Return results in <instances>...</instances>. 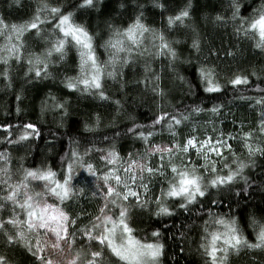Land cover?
<instances>
[{"label": "trees", "instance_id": "16d2710c", "mask_svg": "<svg viewBox=\"0 0 264 264\" xmlns=\"http://www.w3.org/2000/svg\"><path fill=\"white\" fill-rule=\"evenodd\" d=\"M44 2L60 7L61 12H73L74 22L92 36L95 54L101 62L111 55L104 44L114 29L122 30L137 16L149 29L164 33L176 51V58L153 55L155 49L149 33H145L141 50L147 51L144 55L134 53L126 65L118 64L116 78H103L102 88L108 99H101L93 92L70 90L65 86V77L78 73L79 54L73 44L66 45L63 60L52 57L54 63L48 68V76L42 74L37 78L34 71H29V54L41 53L53 36L59 35L53 32L54 20L38 25L39 32L36 29L25 32L21 59L17 61L12 57L7 64L0 61V125H11L10 129L0 127V152L9 156L12 181L21 179L22 170L28 168H51L57 178L62 179L73 151L80 154L85 163H92L99 174L104 172L100 157L113 148L122 162L129 153L133 156L143 153L146 145L136 132L151 131L150 143L169 144L173 136L166 124L153 126L152 121L161 112L184 113L190 118L176 128V141L182 144L188 135L202 138L207 134L217 138L218 133L222 134L223 140L231 145V149L223 151L225 160L233 168L236 167L234 159L244 161V179L209 189L187 210L178 207L182 202L178 198L170 199L167 205L173 209L171 215L155 214L154 199L161 187H167L166 177L156 175L145 179L152 200L147 206H138L134 198L127 202L128 223L134 230L133 235L146 241L158 239L163 244L160 264H207L199 245L204 235L203 222L209 219L211 209L217 214L235 217L241 233L255 243L258 228L253 220L264 223V132L260 131L264 105L256 102L264 99V49L254 47L252 39L237 34L239 21L231 19L233 0H93L90 7H79L82 0H0V18L8 25L29 22ZM235 3L239 6V16L251 19L254 9L264 4V0H235ZM186 7L189 17L183 24L170 28L167 17ZM5 36L6 33L0 35V45L6 43ZM193 39L199 41V50L192 47ZM145 65L151 71L146 73ZM202 67L213 70V79L221 85L219 91L204 90L206 85L199 72ZM154 75L159 76V80H153L152 85L158 83L163 89L162 95L141 83ZM236 75L247 76L249 83L230 84ZM196 107L203 111H193ZM213 107L217 108L215 113L211 111ZM29 123L36 126L38 134L17 140L22 126ZM134 125L137 127L130 132ZM9 131L11 136H8ZM246 132L251 133L248 143L258 149L252 153L244 146L242 135ZM5 137L13 143H8ZM189 158L194 164L203 163L190 152L183 157L184 162L188 163ZM180 159L178 154L175 160L179 163ZM155 163L158 164V160ZM74 167L79 169V166ZM166 172L170 175V170ZM85 176L86 173L80 179H73L75 195L62 206L70 218L76 220L71 232H76L75 239L80 237L77 249H83L86 261L89 250L99 249L85 247L87 240L79 229L99 214L102 202L98 193L93 195L97 183L93 179L89 182ZM213 200L217 203L213 204ZM10 214L9 205L0 209V217ZM20 218L23 219V215ZM8 230L12 231L11 226ZM156 230L159 237L152 236ZM0 255L7 258L8 264H40L22 244L8 245L2 233ZM104 264H118L107 249ZM228 264H264V248H241L229 254Z\"/></svg>", "mask_w": 264, "mask_h": 264}, {"label": "snow or ice", "instance_id": "6c2138e0", "mask_svg": "<svg viewBox=\"0 0 264 264\" xmlns=\"http://www.w3.org/2000/svg\"><path fill=\"white\" fill-rule=\"evenodd\" d=\"M93 0H82L79 7H90ZM163 8V4L157 5ZM190 6V5H189ZM255 15L249 19L239 16V6L233 0V21L238 20L236 27L237 34L252 39L254 47L264 49V4L258 9H254ZM189 17L188 8L181 9L175 15L167 17V24L171 28L179 23L183 24ZM223 21V17H217ZM54 20L53 32L59 35L53 36L49 45L41 53H30L27 63L29 71H34L39 78L42 74L49 75L48 68L54 63L52 57L55 55L60 60L64 59L66 45L73 44L79 54L78 73L74 77H65V86L70 90L83 92H93L101 99H108L102 88L104 77L116 78L118 73L117 65H126L133 58L134 53L144 55L147 49L141 50L145 33H149L151 46L155 49L153 55H167L175 59L176 51L167 40L164 33L158 29H149L137 16L134 22L130 23L122 30L114 29L112 35L105 41L104 47L111 52L107 61L98 60L94 48L93 38L88 31L73 20V12H61L58 6H50L46 2L37 7L36 13L31 21L23 24L8 25L0 18V35L5 36L6 43L0 45V61L7 64L9 59L15 57L17 61L21 59L24 47L22 37L25 32L36 29L40 31L38 25ZM13 38L15 43H13ZM192 47L199 50V41L193 39ZM123 53V56H121ZM151 71L145 65V72ZM201 79L205 82V91L215 92L221 89V85L213 77L211 68L202 67L199 69ZM7 70H5V75ZM159 80V76L147 77L141 83L158 94H163V89L159 84L152 85V81ZM232 85L248 84V77L236 75L229 81ZM264 105V99L256 101ZM119 104V101H115ZM62 107V105H57ZM195 112L203 111L199 107L193 109ZM212 112L217 108L213 107ZM189 115L184 113L170 114L161 112L152 121V125L166 124L167 130L173 136L169 144L150 143L149 137L153 132L139 131L135 134L145 143L143 153L128 154L127 159L120 157L115 148L107 151L100 158L108 165L106 171L97 174V170L92 163H85L83 157L76 151L72 152V159L65 166L62 179L57 178L56 172L51 168H28L22 170V177L18 181H12L10 161L6 152H0V209L5 205L11 207V214L0 217V233L5 236L8 245L22 244L40 261V264H104V250L113 255L118 260V264H160V257L163 254V244L159 240L146 241L138 239L133 235V228L128 223L129 198H134L138 206H147L152 200L148 193L150 191L148 183L145 182V174L148 177L165 176L167 187H161L158 195L155 196L156 215H171L173 209L168 207L167 201L178 198L182 201L178 207L187 210L189 205L198 202V198L204 197L209 189H218L229 185L237 179H244L242 172L246 167L244 161L234 159L233 168L226 162L223 149H231V145L222 139V134L218 133V138L213 140L205 134L203 139L196 135H188L181 144L176 141V128L188 121ZM163 122V124H162ZM5 129H10L11 125H0ZM137 126H133L132 132ZM31 129L32 131H29ZM195 132V128L192 129ZM261 132H264V119L261 120ZM36 132L34 124L22 126L21 134L17 140L27 139ZM12 133L9 131L8 136ZM251 133H243L244 146L252 153L258 149L252 148L248 143ZM8 143L13 140L5 137ZM190 150H194L203 163L197 165L191 162L185 163L183 157L188 156ZM86 150L84 155L86 156ZM181 156L177 163L175 157ZM213 155L219 161L213 159ZM158 156L159 163L153 166L150 158ZM235 157V153H233ZM218 163L221 165L218 167ZM74 166H79L82 171L80 176L95 179L100 183L96 184V192L100 195L103 203L99 208V214L94 216L89 224L79 229L80 234L89 242H94L99 250H89L86 261L81 262V252H76L74 256L66 259V253H70L75 243L76 232H69V226L75 225L76 220L70 218L62 205L73 195L75 190L73 179L77 176ZM167 170H170V175ZM227 170L226 174L224 170ZM33 181H40L43 185L42 191H36L31 187ZM89 182H91L89 180ZM103 185V187L101 186ZM142 190V191H141ZM53 202H49V200ZM213 204L217 201L213 200ZM21 213L23 219H21ZM209 219L203 222L202 242L199 247L207 258V264H228L230 253L239 252L241 248H264V223L253 220V224L258 228L255 235V243L249 242L237 223L235 217H227L224 214H217L209 209ZM12 231L9 232L8 227ZM214 226V227H213ZM211 227V230H210ZM49 236L51 239H49ZM152 236L159 237V230L152 233ZM47 253V255L45 254ZM53 254H59L61 259L54 260ZM0 264H8L7 258L0 255Z\"/></svg>", "mask_w": 264, "mask_h": 264}, {"label": "rangeland", "instance_id": "374dc122", "mask_svg": "<svg viewBox=\"0 0 264 264\" xmlns=\"http://www.w3.org/2000/svg\"><path fill=\"white\" fill-rule=\"evenodd\" d=\"M29 131H32V130H29ZM209 137H211V136H209ZM204 137H202V138H199V139H203ZM212 138V137H211ZM219 138H221V137H219ZM213 140H216V139H218V137L217 138H212ZM223 139V138H222ZM223 151H224V149H223ZM190 153L192 154V156H193V158H200V157H198L197 155H196V153H195V151L194 150H190ZM8 155V154H7ZM9 157V156H8ZM215 158H217V157H215L214 155H213V159H215ZM201 159V158H200ZM150 160H151V163L153 164V166H155L157 163H155L157 160H158V162H159V157L158 156H155V157H152V158H150ZM202 160V159H201ZM10 161V160H9ZM101 162L102 163H104V171H106L107 170V168L108 167H111V165H108L107 164V162L105 161V160H101ZM0 166H3V162H0ZM10 166V167H9ZM9 168H10V173L12 172V169H11V165L9 164ZM76 171V173H77V176H75L74 178H77V177H79V179L80 178H82V176H80L79 174H80V172L82 171V169H76L75 170ZM85 174V173H84ZM86 175H87V173H86ZM12 178V177H11ZM147 178H150V177H148L147 176V174H145V179H147ZM90 180H92V178H89ZM97 184L98 183H100L99 181H97V180H95V179H93ZM101 186L103 187V185L101 184ZM31 187L34 189V190H36V191H42L43 190V185H42V182H40V181H33L32 183H31ZM99 198H100V200H101V202L103 203V201H102V199H101V197L99 196ZM131 198V197H130ZM49 202H53L51 199L49 200ZM63 207V206H62ZM66 211V210H65ZM21 215H23L22 213H21ZM128 222H129V219H128ZM69 232H71V225L69 226ZM49 239H51V237L49 236ZM80 237L79 238H77V239H75V243H74V245H73V247H72V249H71V252L70 253H66V259L67 258H71V256H74L75 254H76V252H81V257H80V260H81V262H83V261H85V253H84V251H83V249L81 250V251H79L78 249H77V245H79L80 243ZM85 247H87V248H94V249H98L97 247H96V244L94 243V242H89V241H87V243H86V246ZM46 255H47V253H45ZM51 258L52 259H54V260H57V259H61V257H60V255L59 254H53L52 256H51Z\"/></svg>", "mask_w": 264, "mask_h": 264}]
</instances>
